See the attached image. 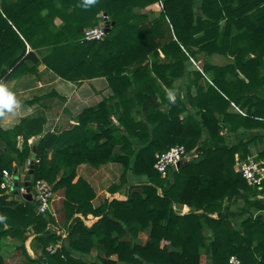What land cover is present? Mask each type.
Returning a JSON list of instances; mask_svg holds the SVG:
<instances>
[{"label": "trees", "instance_id": "16d2710c", "mask_svg": "<svg viewBox=\"0 0 264 264\" xmlns=\"http://www.w3.org/2000/svg\"><path fill=\"white\" fill-rule=\"evenodd\" d=\"M156 2L0 0V86L45 65L73 83L105 78L113 93L60 133H44L40 118L8 130L0 125V264H9L10 241L23 264H230L233 256L264 264V182L262 190L251 187L236 169V158L247 160L250 144L264 141V0H200L199 16L194 0H161L163 11L149 18L136 12ZM100 14L114 24L111 31L83 42ZM215 53L231 63L203 58L199 72L189 62ZM241 130L259 134L234 142ZM175 146L198 157L162 178L156 156ZM32 159L30 196L42 180L63 190L64 229L51 210L39 214L37 201L10 199L1 188L4 170L18 169L20 178ZM109 163L123 173L108 188L113 198L96 207V192L78 168ZM125 186L124 197L114 198ZM31 237L40 256L27 250Z\"/></svg>", "mask_w": 264, "mask_h": 264}, {"label": "crops", "instance_id": "0c3cea01", "mask_svg": "<svg viewBox=\"0 0 264 264\" xmlns=\"http://www.w3.org/2000/svg\"><path fill=\"white\" fill-rule=\"evenodd\" d=\"M157 7L159 9H151L150 15L158 16L162 12L160 10V7ZM205 58H208V61H210V59L214 61L225 59L228 62L227 64L231 63L230 59L216 53L210 57L205 56ZM212 64L216 65L214 63ZM227 64H224L223 66ZM167 92L171 94L169 90H167ZM112 94V90L105 78H93L84 80L80 83H73L60 78L55 73L48 70L45 65H41L39 67L38 75L26 74L19 79L7 82L6 84L0 86V110H2L0 125L4 130H8L15 127L24 118H40L44 122V133H60L75 125V117L81 114V112H83L85 109L97 106L103 101L104 98H107ZM36 99L40 100L34 101ZM233 107L235 108V110L239 111V109L236 108L235 105H233ZM247 132L252 133L253 136L251 138L245 139L244 141L251 140L253 139V137L259 134L257 130H241L238 134L234 135V137H242V134ZM23 141V137L20 136L18 138L19 149L22 148ZM35 142L36 141H34L33 138L30 139V146L34 147ZM262 142L263 141H258V144ZM2 144L3 143L0 142V149L4 148V144ZM252 144L257 143L253 141L250 146ZM255 147L257 148V146ZM259 149V151L258 148L256 149L257 152H255V154H252L251 152L250 157L259 158V154L264 150V148ZM260 160H262V158H260ZM28 161L20 168V170H22V173L20 171V180L22 185H24V177L28 174V169L26 168V164L28 163ZM114 169H117V171L121 172L119 174L120 178L123 173V167L119 164L109 163L107 165H103L100 169H93L87 165H82L78 168V176L85 178L96 192L97 196L93 202L96 207L101 204V202L98 203V186L96 182L105 175H109V171L113 170L115 172L116 170ZM22 195L23 196L21 201L26 200V192ZM120 195L121 194L119 192L114 195V198L120 199ZM104 197V199H106L111 197V195L108 193ZM238 206L243 207V201H240ZM178 209L184 214L190 211V208L188 206H181ZM233 209L237 213L239 212L238 209ZM240 219V217H237V225ZM32 238L34 237H31L26 243L27 250L32 254L33 257L39 256L38 253L34 254V252L30 250L31 248L29 244L30 241H32ZM8 243L9 245H7L5 248L8 253V263L23 264L22 256L19 251H17L16 244L13 241H10ZM204 258L205 256H203V262L205 263L206 260H204Z\"/></svg>", "mask_w": 264, "mask_h": 264}, {"label": "built area", "instance_id": "2783aa9c", "mask_svg": "<svg viewBox=\"0 0 264 264\" xmlns=\"http://www.w3.org/2000/svg\"><path fill=\"white\" fill-rule=\"evenodd\" d=\"M163 6V3L160 2ZM106 23L103 20L94 27H89L84 30L83 42H95L101 41L105 38ZM198 157L195 152L187 153L183 146H175L171 148L168 152L163 154H158L156 156L157 161L155 164V169L161 175L162 178L168 176L169 171H177L180 165L185 161H190ZM236 169L239 171L243 177L247 180L251 187L258 188L262 190V183L264 182V159L260 160L256 157H248L247 160H241L239 157L236 158ZM30 165V161L28 165ZM29 170V168H28ZM14 181V174L8 170H4L2 174L1 188L10 195L14 194L11 190L12 183ZM24 182V181H23ZM24 184V183H23ZM19 195L27 193V188L25 185L21 184L18 188ZM33 199L38 202V213L46 214L52 208V202L55 197L54 186L47 181H37L33 188ZM60 247V244L56 246H50L48 251L55 253L56 249ZM230 264H243L240 259L233 256L230 258Z\"/></svg>", "mask_w": 264, "mask_h": 264}, {"label": "rangeland", "instance_id": "374dc122", "mask_svg": "<svg viewBox=\"0 0 264 264\" xmlns=\"http://www.w3.org/2000/svg\"><path fill=\"white\" fill-rule=\"evenodd\" d=\"M160 1L161 0H159V2H156L155 4H153V5H150V6H148L147 8H145V9H136V12L138 13V14H144V15H147L148 16V18H149V16H150V14H151V9L152 8H158L157 6H159L160 7V10L161 11H163V6L162 5H160ZM157 5V6H156ZM194 6H195V14H196V16H199L200 15V13H201V10H200V0H194ZM159 9V8H158ZM99 18H100V20H99V23L103 20V18H104V15L103 14H100L99 15ZM98 23V24H99ZM56 24L58 25V26H62L63 24L61 23V21L60 20H56ZM165 58V56H164V54L163 53H160L159 54V60L160 61H162L163 59ZM199 60L197 59V58H194V57H191L190 58V60H189V62H190V64L196 69V70H198L199 72H202L203 71V65H204V63H203V58H204V60L206 61H208V58H205L204 56H202V55H200L199 57ZM164 61V60H163ZM149 63H152L153 61L152 60H150V61H148ZM210 62H212V63H214V64H216V65H218V66H223L224 64H227L228 62L225 60V59H220V60H217V61H214V60H211L210 59ZM161 63V62H160ZM206 77H208V76H206ZM208 80L211 82V79L210 78H208ZM181 84H183V78H180V79H177L176 81H174V85L175 86H177V87H179ZM195 91V90H194ZM193 91V92H194ZM170 95V94H169ZM174 96H176L175 95V93H174V95L172 94L171 96H170V99L173 101V98H174ZM184 117V115H182V117L181 118H183ZM253 136V134L252 133H249V132H247V133H244V134H242V137L241 136H238V137H234L233 136V138H232V140H234V142H238L239 140H245V139H248V138H251ZM3 145V144H2ZM255 146H257V148H258V151L260 150L259 148H261V149H263L264 148V141L262 142V143H260V144H252L251 146H250V150H251V152H252V154H255V152H257V148L255 147ZM29 162V161H28ZM27 165H28V163L26 164V168L28 169V167H27ZM114 170H116L115 172L112 170V171H109L110 173H109V175H105L104 177H102L100 180H98L97 182H96V184H97V192H98V203H102L103 202V200H104V196H106L109 192H108V188L112 185V184H119L120 183V178H119V174L121 173L120 171H117V169H114ZM9 171V170H8ZM21 171V173H22V170H20ZM101 177V176H100ZM131 183L132 182H136V183H139L140 182V179H137V178H135V177H131ZM126 187L127 186H125V187H123L122 188V190L120 191V198H123L124 197V193H125V190H126ZM107 192V193H106ZM4 194L5 195H8L9 196V198L11 199L12 198V196L9 194V192H5L4 191ZM24 194V193H23ZM27 194V193H26ZM110 194V193H109ZM22 195V194H21ZM23 196V195H22ZM31 198L33 199V195L31 196ZM54 201L52 202V208H51V213H52V216L54 217V219H55V221L57 222V224L59 225V227H61V228H63L64 229V218L62 217V212H61V210H62V202H63V200H64V195H63V190H57V191H55V197H54V199H53ZM60 209V210H59ZM51 230L52 229H54V228H52V226H51V228H50ZM147 240V235L146 234H144V233H142V234H140V237H139V241L141 242V243H144L145 241ZM37 240L36 239H34V238H32V241H30V250H32L33 252H34V254H36V253H38V255L40 256L41 254H40V250L38 249H36V251H35V246H37ZM49 248V247H48ZM19 253H20V251H19ZM17 254V253H16ZM96 253H94V255L92 256L93 258L94 257H96ZM204 260H206L205 258H204Z\"/></svg>", "mask_w": 264, "mask_h": 264}, {"label": "water", "instance_id": "95a60500", "mask_svg": "<svg viewBox=\"0 0 264 264\" xmlns=\"http://www.w3.org/2000/svg\"><path fill=\"white\" fill-rule=\"evenodd\" d=\"M104 20H105V23H106V32L109 33L112 29V26L114 25L113 23L111 24L109 21H108V17L106 14H104ZM36 145H37V141L35 142V146L33 148V153L36 152ZM34 159H32L30 161V170L28 172V174L24 177V185L26 186L27 188V196H26V200H30L32 199L31 196H30V187H31V184H32V175L34 173L33 171V166H34ZM19 185H20V178H19V175H18V169H16L14 171V181L12 183V187H11V190L14 192V195H16V199L17 200H22V196L19 195V191H18V188H19Z\"/></svg>", "mask_w": 264, "mask_h": 264}]
</instances>
